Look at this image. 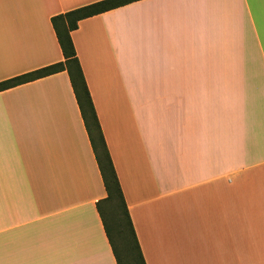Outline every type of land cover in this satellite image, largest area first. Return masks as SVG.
<instances>
[{
  "label": "crops",
  "instance_id": "obj_1",
  "mask_svg": "<svg viewBox=\"0 0 264 264\" xmlns=\"http://www.w3.org/2000/svg\"><path fill=\"white\" fill-rule=\"evenodd\" d=\"M94 1L0 0V81L62 61L50 18ZM71 38L145 263L219 235L224 256L231 227L240 254L224 210L264 169V0H136ZM105 196L67 71L0 90V264H117Z\"/></svg>",
  "mask_w": 264,
  "mask_h": 264
},
{
  "label": "trees",
  "instance_id": "obj_2",
  "mask_svg": "<svg viewBox=\"0 0 264 264\" xmlns=\"http://www.w3.org/2000/svg\"><path fill=\"white\" fill-rule=\"evenodd\" d=\"M133 1L136 0H98L53 15L50 21L64 59L0 81V90H4L54 72L67 71L105 187L106 196L97 202V208L117 264L121 262L117 249L113 245L114 237L117 239V245L122 250L124 258L128 260L126 264L146 263L76 55L71 31L77 28L78 22L83 18ZM108 225L115 234H110Z\"/></svg>",
  "mask_w": 264,
  "mask_h": 264
},
{
  "label": "rangeland",
  "instance_id": "obj_3",
  "mask_svg": "<svg viewBox=\"0 0 264 264\" xmlns=\"http://www.w3.org/2000/svg\"><path fill=\"white\" fill-rule=\"evenodd\" d=\"M257 176H246L241 178L240 187L236 188L235 192L226 194L228 200L224 215L226 218L236 217V222L241 225L242 231L240 237L241 250L238 254V244L233 240V236L237 235V231L232 232L230 228L225 239V255L221 253V239L220 235L208 243V252H204L201 257H186L181 259H174L172 264H262L264 263V207L257 206L258 203L264 202V190L261 194H256L259 187H264V169L259 171ZM255 187V188H254ZM260 200V201H259ZM110 213V212H109ZM238 217L240 220L238 221ZM108 221V218H106ZM110 234H115L111 226L108 225ZM252 241V247L250 245ZM113 245L117 249L121 264H126L128 260L124 258V254L117 245V239H112ZM139 242V241H138ZM204 249L206 243H204ZM249 249L251 251H249Z\"/></svg>",
  "mask_w": 264,
  "mask_h": 264
}]
</instances>
